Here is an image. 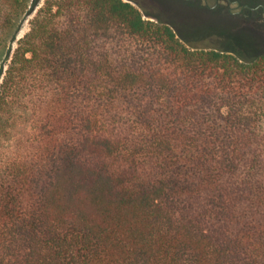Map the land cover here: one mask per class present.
Returning a JSON list of instances; mask_svg holds the SVG:
<instances>
[{
    "label": "trees",
    "instance_id": "trees-1",
    "mask_svg": "<svg viewBox=\"0 0 264 264\" xmlns=\"http://www.w3.org/2000/svg\"><path fill=\"white\" fill-rule=\"evenodd\" d=\"M2 3L4 42L20 34L11 7L35 14L0 65V264H264V44L238 37L257 31L249 15Z\"/></svg>",
    "mask_w": 264,
    "mask_h": 264
},
{
    "label": "flooded vegetation",
    "instance_id": "flooded-vegetation-1",
    "mask_svg": "<svg viewBox=\"0 0 264 264\" xmlns=\"http://www.w3.org/2000/svg\"><path fill=\"white\" fill-rule=\"evenodd\" d=\"M137 7V0H133ZM145 10H141L142 13H146L152 17H165L167 14L176 11L179 8V4L183 0H145ZM173 2L176 4L175 9L164 8L160 3ZM197 7V12H207L208 14H223L227 16V19H231L234 22L247 24L248 21H253L257 31L264 35V0H258L256 4L244 3L241 0H193ZM142 9V8H141ZM248 15L251 20L248 19ZM253 17V18H252ZM227 47L229 45L227 44Z\"/></svg>",
    "mask_w": 264,
    "mask_h": 264
},
{
    "label": "rangeland",
    "instance_id": "rangeland-1",
    "mask_svg": "<svg viewBox=\"0 0 264 264\" xmlns=\"http://www.w3.org/2000/svg\"><path fill=\"white\" fill-rule=\"evenodd\" d=\"M4 0H1L0 1V16L1 14L5 11V8L7 9L8 8V4L7 3H2ZM44 0H42L43 2ZM123 1H128V0H123ZM140 3H141V6H145L147 5L146 4V1L145 0H140ZM132 5L139 9L140 11L142 10L140 7H137L134 3H132ZM40 6H42V3L40 4ZM12 11H13V25L14 27H16L18 24L21 23V29H20V34L18 36V38L15 40V42L13 43H8L7 40L5 41L7 43V46L6 48H3L2 45H4V41L2 40V35H0V65H4V69L2 70V72L4 73V71L6 70V66L7 64L9 63V60H6L4 61V57H5V51L7 49V47H12V49H14L16 47V42L18 39L22 38L23 35L27 32L28 28H29V25H30V21L32 20L35 12L30 15V16H25V18L22 20L23 18V15L22 14H19L18 18H15V15H16V12L13 10L15 8H10ZM142 13V11H141ZM143 18L145 20H152L151 18H147L146 16H143ZM0 31H1V28H0ZM254 32H251V31H248V30H245V31H242L240 33H238V37L241 39V41L243 42V44H253V45H262L264 44V35L259 32V31H256L255 29L253 30ZM3 41V42H2ZM11 49V51H13Z\"/></svg>",
    "mask_w": 264,
    "mask_h": 264
}]
</instances>
